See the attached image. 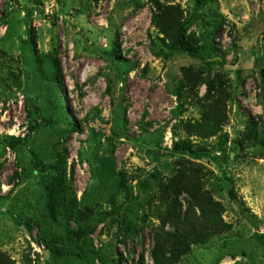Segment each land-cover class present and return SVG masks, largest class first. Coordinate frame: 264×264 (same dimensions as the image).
Here are the masks:
<instances>
[{
	"label": "rangeland",
	"instance_id": "1",
	"mask_svg": "<svg viewBox=\"0 0 264 264\" xmlns=\"http://www.w3.org/2000/svg\"><path fill=\"white\" fill-rule=\"evenodd\" d=\"M158 5L179 8L197 57L170 54ZM184 69L200 76L195 96ZM216 78L226 126L177 153ZM251 122L264 132V0H0V252L15 264H153L161 187L190 162L230 229L178 264H264V147L245 140ZM55 181L69 224L51 216Z\"/></svg>",
	"mask_w": 264,
	"mask_h": 264
},
{
	"label": "trees",
	"instance_id": "2",
	"mask_svg": "<svg viewBox=\"0 0 264 264\" xmlns=\"http://www.w3.org/2000/svg\"><path fill=\"white\" fill-rule=\"evenodd\" d=\"M163 39L169 42L170 54L186 53L196 56L194 49L189 47L187 27L181 22L179 8L175 6L157 7L153 16ZM220 27L214 29L216 34ZM55 78L60 79L58 61L55 59ZM183 75L189 91L194 92L200 76L184 69ZM220 81V82H217ZM185 84L184 87H185ZM207 90L199 100L204 101L203 110L199 119L186 120L182 123L187 139L174 146V151L189 152L192 150L191 138L206 140L218 136L227 124L226 102L228 93L218 78L206 82ZM189 92V93H190ZM251 129L245 134V140L251 144H260L264 147V132L258 133V127L251 122ZM19 143L20 139H13ZM25 142V140H21ZM12 149L15 145L10 143ZM196 155V152L194 153ZM73 168L71 172L73 173ZM205 174L201 167L187 162L179 163L176 174L163 183L161 189L160 205L156 209V218L160 225L153 229V247L150 258L153 264H178L180 260L190 253L194 245H202L210 238L223 234L230 229V225L223 222L222 205L215 201L211 194L204 189ZM56 180V179H55ZM121 189L123 184L118 185ZM48 206L51 216L58 214L70 219L75 215L73 202L68 199L61 187V182L55 181L50 187ZM231 195V192H229ZM254 238L264 243V237L255 235ZM143 256L137 264H143ZM0 264H15L4 253L0 252ZM94 264V263H91Z\"/></svg>",
	"mask_w": 264,
	"mask_h": 264
}]
</instances>
